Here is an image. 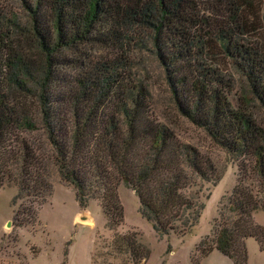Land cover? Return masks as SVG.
Here are the masks:
<instances>
[{"label": "trees", "instance_id": "1", "mask_svg": "<svg viewBox=\"0 0 264 264\" xmlns=\"http://www.w3.org/2000/svg\"><path fill=\"white\" fill-rule=\"evenodd\" d=\"M20 1L43 63L33 69L18 52L19 27L0 9V188L15 185V199L41 202L50 194L53 166L80 207L99 200L110 229L123 221L117 192L123 185L155 231L189 233L204 204L186 190L198 181L216 184L221 175L153 117L149 89L131 64L133 50H148L166 71L182 114L238 162L212 236L198 243L199 256L190 262L200 264L216 250L247 264L249 238L264 250V226L253 217L264 211V128L243 102L232 104L234 85L220 69L240 74L264 107L256 0ZM79 46L108 55L86 63L61 55ZM66 68L73 75H65ZM30 97L35 105L26 103ZM38 130L43 144L28 137ZM112 246L132 264H145L150 254L134 232L116 234Z\"/></svg>", "mask_w": 264, "mask_h": 264}, {"label": "rangeland", "instance_id": "2", "mask_svg": "<svg viewBox=\"0 0 264 264\" xmlns=\"http://www.w3.org/2000/svg\"><path fill=\"white\" fill-rule=\"evenodd\" d=\"M254 8L261 26L258 38L264 41L261 0L255 1ZM0 9L19 27L14 41L16 49L31 68L39 69L43 56L30 32V13L20 0H0ZM61 55L78 61L77 63H86L108 55V50L79 46L62 52ZM131 64L132 73L143 80L149 89L153 117L169 127L178 140L190 144L208 157L221 175L216 184L198 181L195 186L186 190V194L195 202L204 204L198 223L187 234L162 235L141 216L134 192L119 185L117 192L124 217L121 224L110 229L106 226L107 221L99 200H89L85 207H80L72 187L50 166L52 187L50 194L41 202H32L30 198L15 199V185L0 188V264H132L112 246L116 234L128 232L136 233L138 240L149 249L150 254L145 264H192L190 256H199L198 243L212 236L215 218L236 183L238 162L216 145L203 128L182 114L166 78V71L150 51L133 50ZM221 68L225 69V77L234 85L230 94L232 104L244 103V108L264 128V107L247 93L246 80L228 67L221 65ZM62 71L65 75L74 73L70 68ZM13 97L15 98L14 95ZM27 99L26 103L35 105L31 97ZM16 101H24V96L17 95ZM28 137L43 144L44 138L40 130ZM253 217L256 223L264 226L263 210L254 212ZM8 221L9 227L6 226ZM246 250L247 264H264V250L259 248L253 238L247 239ZM200 264L234 263L213 250L201 259Z\"/></svg>", "mask_w": 264, "mask_h": 264}, {"label": "water", "instance_id": "3", "mask_svg": "<svg viewBox=\"0 0 264 264\" xmlns=\"http://www.w3.org/2000/svg\"><path fill=\"white\" fill-rule=\"evenodd\" d=\"M6 226H7V227H9V226H10V221H8V222L6 223Z\"/></svg>", "mask_w": 264, "mask_h": 264}, {"label": "crops", "instance_id": "4", "mask_svg": "<svg viewBox=\"0 0 264 264\" xmlns=\"http://www.w3.org/2000/svg\"><path fill=\"white\" fill-rule=\"evenodd\" d=\"M172 254L174 255V252H173ZM171 258H172V257H169V259H171ZM169 259H168V260H169ZM168 260H167V261H168Z\"/></svg>", "mask_w": 264, "mask_h": 264}]
</instances>
